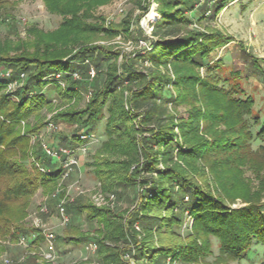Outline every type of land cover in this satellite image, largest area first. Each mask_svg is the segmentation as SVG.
<instances>
[{"label": "trees", "instance_id": "1", "mask_svg": "<svg viewBox=\"0 0 264 264\" xmlns=\"http://www.w3.org/2000/svg\"><path fill=\"white\" fill-rule=\"evenodd\" d=\"M45 1L50 13L62 17L59 28L49 36L40 33L38 39L42 47L37 44L32 53L24 46L23 51L15 55L0 53V73L10 74V77H0V236L9 237L12 241L27 236L28 232L13 227L14 223L25 215V209L36 190L42 186L47 188L65 173L63 166L59 163L56 165L53 158L41 147L34 151L33 156L42 163L46 172L36 167L34 171L28 169L27 161L31 156L29 135L37 133L44 125L40 124L37 128L28 126L27 132L22 134L21 122L39 117L45 108H51L50 104L54 98H51L49 92H45L50 86H57L52 94L57 93L64 101H71L73 98L80 100L81 89L87 90L88 87L80 81L72 80V74L78 72L87 76L90 66L84 63L90 60L96 70V77L88 83L92 89L91 101L85 109L70 108L53 118L56 122L64 121L78 127L77 133L73 134L70 140L64 139L61 144L65 149L74 152L76 146L86 144L85 140H89L95 132L104 131L106 140L102 143V150H117L120 157L125 158H96V177L105 188L120 189V194L130 189L137 191V196L142 197L143 205L139 210L142 212L141 217L135 215L133 221L130 220L129 224L124 226L116 221L111 210L105 208L96 209L86 205L68 209V214L86 213L90 222L96 221L102 226L93 239L99 245L100 260L104 264H121V253L110 251L106 246L108 242L119 243L125 240L135 242L136 253L133 256L137 262H141L137 264H168V259L173 263H189L208 255L210 246L204 248L205 246L199 245L195 239L185 244L175 231V228L184 222L182 213L187 212L194 220L193 228L199 239L205 242L209 237H214L219 241L220 256L233 261H252L260 252L263 259L261 264H264V177L258 175L260 187L257 192H253L250 184L240 176L243 166L252 171L264 166V145L259 146L257 150L252 147L255 140L264 143V121L253 113L255 100L251 96L247 97L238 84L232 85L231 79L224 80L229 84L228 87L219 86L223 79L214 74L213 67L207 68L208 80L191 74L179 77L178 84L186 82L193 87L199 86L203 89L206 99H218L215 109H196L190 114L189 121L180 125L186 141L184 148L174 138L176 135L173 132V117L165 118L168 112L165 102L173 99L166 90L165 79L161 76L144 75L133 69L131 63H126L125 75L129 76L128 79L133 82L142 81L144 84L140 89H130V97L125 100L124 92L121 91L125 80L117 75L115 69H110L107 74L102 71L103 62H110L115 54L102 47H86L85 43L90 41L91 37H98L100 34L113 37L119 32V27L106 28L87 22L96 8L112 0ZM145 1L150 3V0H132L140 9L147 10ZM153 1H157L160 15V19L153 24L155 34L167 36L159 39L158 43H151L152 52L146 58L153 66L180 63L192 68L204 67L207 66L206 60L211 53L231 40L217 33L208 37L200 33L182 35L183 30L193 24L186 13L193 14L195 4L187 8L188 0ZM235 1L210 0L213 2L214 14ZM203 8L204 12L208 9L204 6ZM132 23V18L126 19L121 27L129 28ZM81 36L84 40H79L78 37ZM77 45L81 47L77 52L69 50L70 46ZM54 47L57 48L54 50ZM92 50L98 52L97 61L90 56ZM82 66L87 69L81 70ZM253 67L257 68V61L253 62ZM238 74L232 72L236 81ZM22 75L25 76L24 79H21ZM58 75L66 84L64 88H61ZM102 75L105 76L101 77ZM17 80L20 81L17 90L8 96L3 94L8 84ZM104 110L108 111L109 117L104 127H97L104 117ZM140 112L143 113L139 114ZM139 119L140 127L137 128L135 123ZM202 122L208 126L228 123L229 128L215 132L211 139L195 136L198 142L188 144L189 138L194 140L193 137H187L188 133L194 136L199 132ZM257 127L259 129H256ZM144 132L151 135L137 139L138 135L141 136ZM138 140L146 148V158L151 157L154 162L152 166L146 164L148 172L156 171L160 156L167 164L173 160L175 152L185 161L201 159L209 165L211 173L215 174L223 194L216 195L209 183L197 184L179 165L167 167L165 172H159L157 180L138 179ZM150 144H155L159 151L153 153L149 149ZM133 166H137V169L131 170ZM142 180L143 184L148 185V189L143 187V191L139 189ZM150 190L154 194L153 197H149ZM236 199H241L246 205L237 209L227 206L226 201ZM135 221L140 223L142 230L146 232L144 240L138 238ZM71 232L79 236H72L66 241H74L76 246L91 239L76 227H71L69 233ZM154 233L159 235L158 244H155ZM42 239L40 236V240Z\"/></svg>", "mask_w": 264, "mask_h": 264}, {"label": "rangeland", "instance_id": "2", "mask_svg": "<svg viewBox=\"0 0 264 264\" xmlns=\"http://www.w3.org/2000/svg\"><path fill=\"white\" fill-rule=\"evenodd\" d=\"M186 2L187 8H191L195 4V10L193 11L194 15L186 13L193 21V24L184 29L182 35L200 33L208 37L217 33V35L231 39L228 44L211 53V56L206 60L207 66L192 68L186 64L168 63L165 66L155 67L146 58L152 52L151 43H156L159 39L167 37L156 35L154 29L149 33L146 27V25H149L152 28L154 22L160 19L157 1L154 2L153 0H150V3L145 1V5L148 7L147 10L140 9L132 0H112L106 5L99 6L93 11V16L87 22L106 28L119 27V32L113 37L100 34L98 37H91V40L85 43L89 49L102 47L115 54L110 62H103L102 71L107 74L110 69H115L117 75L125 80L121 89L122 93L124 92L125 100L130 97V89H140L144 84L142 81L133 82L132 79H128L129 76L125 75L126 63H131L133 69L144 75L161 76L165 79L166 90L173 97L170 102H165L168 110L165 118L173 117V124L175 125L173 126V132L176 135L174 138L184 148L186 141L182 130L179 128L180 125L188 122L190 114L193 111L195 112L196 109H202V111L215 109L218 105V99H206L203 89L199 86L193 87L186 82L178 84L177 79L181 76L191 74L208 80L207 68H215L214 74L219 75L223 79L218 85L228 87L229 84L224 81L225 79H231L233 81L232 85L238 84L247 97L251 96L255 100L254 115L264 121V73H262L264 71V62H262L264 61V0H236L229 3L217 14H214L213 2L211 3L210 0L203 3L201 0H188ZM203 6L212 10V12L208 9L204 12ZM130 18H132L133 22L131 26L129 28L121 27L123 21ZM62 21V17L50 13L45 0H0V53L15 55L23 51L22 46L27 47L26 50L30 53L34 52L37 44L42 47L38 39L40 33L49 36L51 32H55L59 28ZM30 30L36 32L31 33ZM78 38L79 40H84L83 36ZM140 41H143V43ZM56 48L54 47V50ZM80 48L79 45L76 47L70 46L69 50H76L73 51L75 53ZM92 52L90 56L97 61L99 58L98 52H94V50ZM255 61H257V68L261 70L258 71L257 68L253 67V62ZM217 63L220 64L219 67ZM84 64L89 65L90 69L91 67L94 68L90 60ZM84 69L87 68L82 66L81 70ZM232 72L239 73L237 81L233 79ZM104 76L102 75L101 77ZM80 77L81 79L76 81H80V83L88 87L87 90L81 89L82 98L80 100L73 98L71 101H64L61 97L59 98L57 93L52 94L57 86H50L45 92H49L51 98H54L50 104L51 108H45L39 117H32L28 121L21 122L20 132L22 134L27 132L28 126L37 128L40 124L44 125L40 131L29 135V152L31 156L27 161V166L30 171H34V167L40 171L45 169L42 163L33 156L37 148L41 147L43 150H45V147H57L56 150L65 149L61 143L64 142V139L70 140L71 136L77 133L78 127L76 125L64 121L56 122L53 118L70 108L85 109L91 101L92 94L90 91L92 89L89 88L88 84L90 83V78L88 75L82 76L81 74ZM72 80L75 81L73 77ZM61 88L64 87L61 86ZM14 90V87L5 88L3 94L11 95ZM126 108H129V106H126ZM128 111L131 112L130 109ZM141 113L143 112L139 114ZM103 114L104 117L97 124V127L105 126L109 114L107 110H104ZM135 125L137 128L140 127V119ZM228 125V123H223L208 126L202 122L199 132L197 131L194 136L186 132L188 133L187 137L194 138L193 141L189 138L188 144L198 142L195 136H199L201 139H211L212 134L227 130L229 128ZM210 127L213 128L210 129ZM256 129H259V127ZM149 135L151 133L144 132L141 136L138 135L137 139L141 140L142 137ZM105 140V132L102 130L97 131L89 140H85L86 144L76 146L77 148L74 152L68 149L72 154L68 157L67 162L63 163V158L59 161L53 159L56 165L60 164V166L65 168L66 173L47 188L42 186L36 190L25 209V215L14 223L13 227L26 230L28 236L40 231L42 234L44 230L54 232L57 236L56 251L57 254L61 255V258L59 257L55 263H48L44 260L42 254L43 250L46 249V245L42 241L43 239L40 240L39 238L32 247H26L19 244L20 238L17 241H12L9 237L0 236V264H93V262L104 264L100 260L99 248L95 254L88 253L86 250L87 245L96 243L93 239L96 237L97 230L100 227L102 228V226L96 221L90 222L86 213L81 215L77 213L68 214V209L73 206L78 208L86 205L96 209L105 208L111 210L116 221L124 226L128 225L130 220L133 221L135 215L141 217L142 212L139 210L143 207L141 203L142 197L141 195L137 196V191L130 189L120 194V189L114 187L107 189L96 177L94 173L96 158L110 160H124L125 158L120 157V152L117 150H102L101 146ZM139 140L137 145L138 163H140V166H138L140 167L138 179L157 180L159 172H165L167 167L179 165L184 172H188L197 184L205 185L209 183L216 195L223 194L222 186L215 179V174L211 173L209 165L201 159L185 161L175 152L173 160L167 162V164L164 163V159L160 156L156 171L148 172L146 164L148 163L152 166L154 162L151 157L146 158V148ZM154 145H149V149L153 153L159 151V148ZM261 145H264V143L260 140H255L252 147L257 150ZM66 163H68L67 166H65ZM135 169H137V166H133L131 170ZM260 174L264 177V166H260L255 171L243 166L240 176L243 177L246 183L250 184L253 192H257L260 187V176H258ZM143 182L142 180L139 186L142 191L143 187L148 189V185L143 184ZM148 194L149 197L154 195L151 190L148 191ZM185 201H187V198H185ZM62 203H64L66 213L71 218L70 224L67 226H62L61 224L59 207ZM226 204L232 209L246 205L241 199L231 202L226 201ZM182 219L184 221L183 224L175 228V231L181 236V241L183 240L182 242L186 244L189 240L195 239L199 245L205 246L204 248L210 246V252L208 255L193 262L180 261L173 263L168 259V264H261L263 262L260 252L252 261L246 259L233 261L225 256H220V243L216 238L209 237L204 242L199 239L198 233L193 228L194 220L187 212L182 213ZM135 223V227H137L135 231H137L138 238L144 240L146 232L142 230L140 223L136 221ZM71 227L80 229L83 235H89L91 239L80 242L79 246H76L73 243L74 241H66L72 236H79L77 234L74 235L72 232L69 233ZM154 241L155 244L159 243L158 234L154 233ZM106 247L110 251L120 252L122 262L128 255L129 258L124 259V263L129 262L130 257L133 258L130 264L141 263L140 261L137 262L133 256L136 253V244L133 241L108 242ZM256 248L259 249V247ZM84 257H88V259L82 260ZM24 258L25 260H23Z\"/></svg>", "mask_w": 264, "mask_h": 264}, {"label": "built area", "instance_id": "3", "mask_svg": "<svg viewBox=\"0 0 264 264\" xmlns=\"http://www.w3.org/2000/svg\"><path fill=\"white\" fill-rule=\"evenodd\" d=\"M204 1H209V0H201L202 3ZM146 27L148 28L149 33H151V31H153V26H152V28H150L149 25H146ZM140 42L143 43V41H140ZM88 76H89L90 80L94 79L96 77V70L91 67L90 71L88 72ZM0 77H10V74L9 73H7V74L0 73ZM21 77H22L21 79L25 78L24 75H22ZM72 77L75 80H80L81 79L80 74L78 72L73 73ZM57 78L60 81V85L62 87H65V83L62 82L61 76L58 75ZM19 85H20V81L17 80V81H14L12 83H9L8 87L9 88L14 87L15 88L14 91H16L17 88L19 87ZM44 151L49 157H51L53 159H56L57 161L61 160V158H63V159L65 158L66 162H67V159L70 156V154H72V152H70L68 149L56 150V149H52L50 147L49 148L45 147ZM65 161L63 160V163H65ZM67 165H68V163H66L65 166H67ZM42 172H46L45 169H42ZM59 211H60V214H61V221H62L61 224H62V226H67L68 224H70L71 218L66 213V210H65V207H64V203L60 204ZM40 232L39 233H34L33 235H29V236L27 235V236L20 237L19 244H21L23 246H26V247H28V246L32 247L35 244V242L38 241L40 236H42L43 237L42 241L46 245V249L43 250L44 252L42 254L43 258L48 263H51V262L55 263L60 257V255L57 254L56 246H55V243H56V240H57V236H56V234L54 232H52L50 230H44V231H42V234ZM98 248H99V246H98L97 243H91V244L87 245L86 250H87L88 253L95 254L98 251ZM126 258H129V256L127 255L124 259H126ZM87 259H88V257H84L82 260H87ZM124 259H123V262L121 264H130V262L133 261L132 260L133 258L130 257V259H129L130 261L127 262V263H124ZM23 260H25V258ZM93 264H102V263L93 262Z\"/></svg>", "mask_w": 264, "mask_h": 264}, {"label": "crops", "instance_id": "4", "mask_svg": "<svg viewBox=\"0 0 264 264\" xmlns=\"http://www.w3.org/2000/svg\"><path fill=\"white\" fill-rule=\"evenodd\" d=\"M60 258H61V255H60Z\"/></svg>", "mask_w": 264, "mask_h": 264}]
</instances>
